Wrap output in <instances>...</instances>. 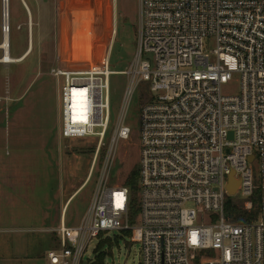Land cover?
Returning <instances> with one entry per match:
<instances>
[{
    "label": "built area",
    "instance_id": "2783aa9c",
    "mask_svg": "<svg viewBox=\"0 0 264 264\" xmlns=\"http://www.w3.org/2000/svg\"><path fill=\"white\" fill-rule=\"evenodd\" d=\"M137 24L138 45L123 71L107 57L101 68L52 72L61 135L97 136L91 169L110 128L112 145L131 136L123 116L140 90L138 212L129 186L109 181L108 156L80 222L61 220L55 229L48 260L81 264L92 237L117 230L141 243L140 264H264V0H138ZM119 72L127 84L112 123L110 77ZM234 74L239 92L223 93ZM230 174L246 209L258 190L255 219L226 217Z\"/></svg>",
    "mask_w": 264,
    "mask_h": 264
},
{
    "label": "rangeland",
    "instance_id": "374dc122",
    "mask_svg": "<svg viewBox=\"0 0 264 264\" xmlns=\"http://www.w3.org/2000/svg\"><path fill=\"white\" fill-rule=\"evenodd\" d=\"M21 1L9 0L6 30L0 0V43L7 32L10 54L16 58L33 44L23 60L0 62V264H44L48 251L58 246L55 229L59 223L52 233L37 228L43 224L44 212L53 217L51 200L58 198L59 203L61 199L58 187L69 194L90 177L66 208V224L76 225L91 202L108 156L113 161L109 181L125 182L138 162L142 103L140 90H135L123 116L131 136L112 145L110 128L91 169L97 136L65 139L61 135L60 80L52 69L101 68L107 57L111 69H126L138 45V0H25L32 19ZM212 47L208 44L205 49ZM2 54L0 48V58ZM126 84L124 74L111 75L112 123L119 118ZM221 89L225 94L238 93L239 75L234 74ZM250 165L253 181L259 185L258 158ZM232 197L240 202L238 194ZM8 242L12 247L6 250ZM100 252L105 253L103 264L141 261V243L117 230L92 237L81 264H91Z\"/></svg>",
    "mask_w": 264,
    "mask_h": 264
},
{
    "label": "trees",
    "instance_id": "16d2710c",
    "mask_svg": "<svg viewBox=\"0 0 264 264\" xmlns=\"http://www.w3.org/2000/svg\"><path fill=\"white\" fill-rule=\"evenodd\" d=\"M138 162L135 167L129 172L126 177L125 184L129 186L131 193V206L133 215L138 212ZM242 202V203H240ZM237 202L232 196L227 198L226 217L236 222H248L255 219L258 215L259 192L256 190L252 195L253 206L251 209H246L244 202ZM123 234L130 236V231H124ZM105 253L100 252L96 255L91 264H103Z\"/></svg>",
    "mask_w": 264,
    "mask_h": 264
},
{
    "label": "crops",
    "instance_id": "0c3cea01",
    "mask_svg": "<svg viewBox=\"0 0 264 264\" xmlns=\"http://www.w3.org/2000/svg\"><path fill=\"white\" fill-rule=\"evenodd\" d=\"M89 178L90 177H87L86 182H88ZM86 182L84 184L82 183L83 185L81 184L76 190H74L73 192H71L69 194L66 193V190L64 189L63 186L62 187H58L59 192H60V198H61L60 202L57 203V199L58 198H54L53 200H51V204L55 208L54 215H53L52 218H50V215L47 214L46 212H44L41 215V217H40V221L43 224H42V226L40 228H37V230L40 231V232H43V233H52V229L54 227H56L55 226L56 222H58L60 224L61 220L65 221V216H66V211H67L66 208L68 206V203L70 202L72 197L86 184ZM6 200H11L12 202H14L17 199L7 198ZM48 221L51 222V224L46 225V223ZM6 245H7L6 248H5L6 250H8L9 247L10 248L12 247V243L11 242L10 243L9 242L6 243ZM8 256H10V255H8ZM3 257H6V256L4 255ZM6 260L12 261V257L11 258L10 257H6ZM44 264H52V263H50V261L47 258V260H46V262Z\"/></svg>",
    "mask_w": 264,
    "mask_h": 264
},
{
    "label": "bare ground",
    "instance_id": "6f19581e",
    "mask_svg": "<svg viewBox=\"0 0 264 264\" xmlns=\"http://www.w3.org/2000/svg\"><path fill=\"white\" fill-rule=\"evenodd\" d=\"M22 2V1H21ZM28 6V5H27ZM26 9V8H25ZM9 10V0H3V16H4V23H5V26L7 25V20H8V16H6V13L8 12ZM30 10V9H29ZM31 11H30V19H32L31 17ZM29 18V17H28ZM29 20V19H28ZM33 21V20H32ZM32 21L30 22V24H32ZM32 26V25H31ZM31 28V27H30ZM30 33V32H29ZM30 37V36H28ZM30 39V38H29ZM30 42V41H29ZM33 45V44H32ZM32 45L31 43L29 44L28 48H27V51L21 56V57H13L11 56L10 52L9 54L7 53H4L6 50H9L10 49V39H9V34L7 32L4 33L3 35V39H2V42L0 43V48L2 49L3 51V54L1 56V59L2 60H5V61H8V62H17V61H20V60H23L30 51H32ZM120 73V72H119Z\"/></svg>",
    "mask_w": 264,
    "mask_h": 264
},
{
    "label": "water",
    "instance_id": "95a60500",
    "mask_svg": "<svg viewBox=\"0 0 264 264\" xmlns=\"http://www.w3.org/2000/svg\"><path fill=\"white\" fill-rule=\"evenodd\" d=\"M22 2H23V4H24V6H25V8L28 11V14L30 16V10H29V7L27 6L25 0H22ZM6 16H8V12L6 13ZM8 26H9V24H8V20H7V25L5 26V29L6 30H8V28H9ZM9 52H10V49L9 50H6L4 53L9 54ZM0 62H2L3 64L10 63L8 61L2 60L1 58H0ZM238 182L239 181L234 178L233 174H230L229 175L226 188H227V191H228V193L230 195H235V193L237 191ZM83 264H88V263L87 262H84Z\"/></svg>",
    "mask_w": 264,
    "mask_h": 264
}]
</instances>
